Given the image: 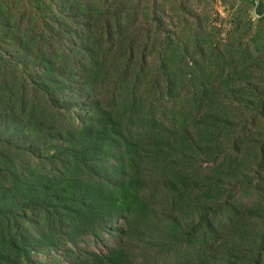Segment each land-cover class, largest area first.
I'll return each mask as SVG.
<instances>
[{
    "label": "trees",
    "instance_id": "trees-1",
    "mask_svg": "<svg viewBox=\"0 0 264 264\" xmlns=\"http://www.w3.org/2000/svg\"><path fill=\"white\" fill-rule=\"evenodd\" d=\"M255 6L171 30L157 0H0V264H264Z\"/></svg>",
    "mask_w": 264,
    "mask_h": 264
},
{
    "label": "rangeland",
    "instance_id": "rangeland-1",
    "mask_svg": "<svg viewBox=\"0 0 264 264\" xmlns=\"http://www.w3.org/2000/svg\"><path fill=\"white\" fill-rule=\"evenodd\" d=\"M142 5L152 3L154 0H136ZM159 7L157 13L166 21L168 29L177 30L186 25L187 19H196L202 25L206 23H215L221 25L222 31H227L232 27V17L237 9L239 13L237 19L242 25H246L249 21L254 25L255 29L260 21V15L256 11V4L264 0H157ZM264 12V6H263ZM146 13L142 12L140 17H144ZM264 27V24H263ZM211 162L203 161V168L206 175H210ZM122 224V223H121ZM125 226L115 228L110 233H106L103 237L95 239L86 237L76 246L70 245L73 251H80L79 254H87L88 252H104L109 246H114L123 241L125 236L123 231ZM40 250H35V253ZM63 250L42 249L35 257L44 263L53 257L58 258L62 264H68L75 258V255L66 257ZM134 252H137L136 250ZM139 261V259H137ZM136 260V261H137Z\"/></svg>",
    "mask_w": 264,
    "mask_h": 264
}]
</instances>
